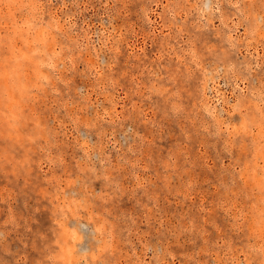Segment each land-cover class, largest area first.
Instances as JSON below:
<instances>
[{
  "label": "rangeland",
  "instance_id": "1",
  "mask_svg": "<svg viewBox=\"0 0 264 264\" xmlns=\"http://www.w3.org/2000/svg\"><path fill=\"white\" fill-rule=\"evenodd\" d=\"M0 264H264V0H0Z\"/></svg>",
  "mask_w": 264,
  "mask_h": 264
}]
</instances>
